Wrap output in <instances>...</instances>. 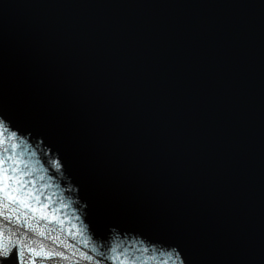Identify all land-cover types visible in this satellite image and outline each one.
Here are the masks:
<instances>
[{
    "label": "water",
    "instance_id": "obj_1",
    "mask_svg": "<svg viewBox=\"0 0 264 264\" xmlns=\"http://www.w3.org/2000/svg\"><path fill=\"white\" fill-rule=\"evenodd\" d=\"M0 264H264V0H0Z\"/></svg>",
    "mask_w": 264,
    "mask_h": 264
}]
</instances>
